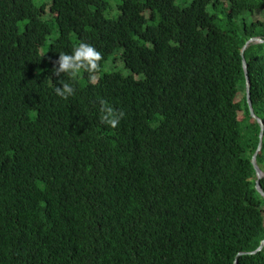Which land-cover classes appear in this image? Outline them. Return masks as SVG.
<instances>
[{"label": "trees", "instance_id": "trees-1", "mask_svg": "<svg viewBox=\"0 0 264 264\" xmlns=\"http://www.w3.org/2000/svg\"><path fill=\"white\" fill-rule=\"evenodd\" d=\"M253 38L264 0H0V264H264ZM81 41L96 84L52 74Z\"/></svg>", "mask_w": 264, "mask_h": 264}, {"label": "clouds", "instance_id": "clouds-1", "mask_svg": "<svg viewBox=\"0 0 264 264\" xmlns=\"http://www.w3.org/2000/svg\"><path fill=\"white\" fill-rule=\"evenodd\" d=\"M102 59L103 54L100 51L93 45L81 41L73 48L71 54L64 52L59 53L58 59L54 62L52 74L56 77L67 75L75 80L79 73L83 71L88 74L89 82L91 84H96ZM55 65H58V67ZM58 84L60 86H55V94L58 97L66 100L75 94L76 89L73 83L65 82L63 79H60L58 80ZM100 104L101 123L107 124L113 129L117 128L121 119L124 117V112H117L104 100H100Z\"/></svg>", "mask_w": 264, "mask_h": 264}, {"label": "water", "instance_id": "water-1", "mask_svg": "<svg viewBox=\"0 0 264 264\" xmlns=\"http://www.w3.org/2000/svg\"><path fill=\"white\" fill-rule=\"evenodd\" d=\"M250 43H264V41H262L261 39L259 38H253L251 40H249L245 45L244 47L242 48L241 50V55L243 54V51L247 48V46L250 44ZM243 69L246 70V64L244 63L243 61ZM245 75H246V71H245ZM248 90H249V83H248V78L246 76V94H247V103H248V107H249V113L250 115L255 118L258 122V124L260 125V128H261V131H260V137L262 136V131H263V128H264V125L263 123L261 122V120L259 118H256V116L254 115L253 111H252V108H251V103L249 101V94H248ZM260 150V144L258 145V148H257V152ZM251 164L255 170V176H256V189H257V192L264 198V192H262L261 188H260V185H259V180L263 178V173L260 171V169L258 168L256 162H255V155L252 157L251 159ZM264 247V241H262L259 245V247L251 254H255L257 252H260L262 250V248Z\"/></svg>", "mask_w": 264, "mask_h": 264}]
</instances>
